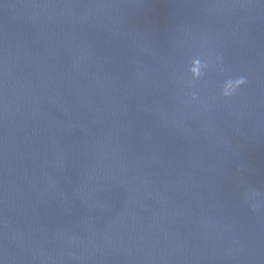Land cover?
Masks as SVG:
<instances>
[{
	"label": "water",
	"instance_id": "water-1",
	"mask_svg": "<svg viewBox=\"0 0 264 264\" xmlns=\"http://www.w3.org/2000/svg\"><path fill=\"white\" fill-rule=\"evenodd\" d=\"M0 264H264V0H0Z\"/></svg>",
	"mask_w": 264,
	"mask_h": 264
},
{
	"label": "clouds",
	"instance_id": "clouds-1",
	"mask_svg": "<svg viewBox=\"0 0 264 264\" xmlns=\"http://www.w3.org/2000/svg\"><path fill=\"white\" fill-rule=\"evenodd\" d=\"M193 64H195V68H191V73H193V77H199L200 76V68H201V63L199 60H194L192 62ZM245 81L243 79H238L235 82L232 81H228L226 82V84L224 85V95H228L230 94L231 91H234L235 88L239 87L241 84H243Z\"/></svg>",
	"mask_w": 264,
	"mask_h": 264
}]
</instances>
